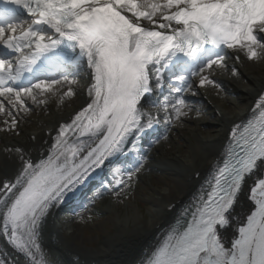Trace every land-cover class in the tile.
<instances>
[{
  "label": "snow or ice",
  "instance_id": "6c2138e0",
  "mask_svg": "<svg viewBox=\"0 0 264 264\" xmlns=\"http://www.w3.org/2000/svg\"><path fill=\"white\" fill-rule=\"evenodd\" d=\"M242 55L264 60V0H0V132L20 135L33 105L51 96L63 104L78 95L81 73L88 77L85 103L46 154L3 149L19 164L11 176L7 161L0 166V237L24 264H54L42 240L56 209L106 168H115L112 179H101L93 201L130 200L152 150L133 143L134 158L121 161L130 137L163 122L153 143L167 140L192 111L184 93L194 78L197 88H221L213 74L239 76L228 62ZM250 113L230 127L210 177L147 264H264V88ZM0 264L19 261L0 252Z\"/></svg>",
  "mask_w": 264,
  "mask_h": 264
},
{
  "label": "bare ground",
  "instance_id": "6f19581e",
  "mask_svg": "<svg viewBox=\"0 0 264 264\" xmlns=\"http://www.w3.org/2000/svg\"><path fill=\"white\" fill-rule=\"evenodd\" d=\"M228 63H234L240 75L233 76L230 70H218L213 75L222 83L221 88L210 85L197 88L194 78L195 95L184 93L195 101L192 111L183 124H174L171 131L167 132V141L172 143L168 149L163 141L154 146L157 155L153 156V162L146 164L138 176L142 181H150L147 173L160 172V176L152 183L153 188L146 195V214L134 206L124 216L115 214L112 232H104L101 238H85L82 231L74 227L67 237L61 234L58 216L63 208L72 207L73 212L84 211L97 203L99 198L94 201L92 198L95 190L100 187L101 179L106 184L115 171V168L111 171L106 168L101 177L92 180L82 189L78 197L65 202L49 217L42 242L54 264H147L163 233L189 207L210 177L213 164L222 156L228 142L230 127L233 123L250 118L252 101L264 88V60L250 61L242 55L239 62ZM87 79V73L82 72L77 86L78 95L66 98L63 104L58 103L57 96H51L46 106L33 105V111L19 125L20 135L0 132V166L8 162L9 176L15 172L19 162L15 156L9 158L3 149L24 147L31 150L34 158L40 152L46 154L52 142V134L56 133L60 124L70 122L75 112L85 103L87 94L84 84ZM232 96H237L236 102H233ZM165 131L161 122L146 135L154 132L155 137L163 136ZM146 135L140 139L130 137L128 151L120 160L130 162L135 152L133 143L137 145L147 138ZM180 138L186 142L185 145H178ZM141 147L144 149L146 146ZM2 178L3 174L0 173ZM251 182L249 180V184ZM246 205L247 201L242 197L241 207ZM112 207V202L106 204L108 213L113 211ZM91 242L95 245H91ZM0 252H7L9 261L18 260L19 264H24L25 258L16 253L3 237H0Z\"/></svg>",
  "mask_w": 264,
  "mask_h": 264
},
{
  "label": "rangeland",
  "instance_id": "374dc122",
  "mask_svg": "<svg viewBox=\"0 0 264 264\" xmlns=\"http://www.w3.org/2000/svg\"><path fill=\"white\" fill-rule=\"evenodd\" d=\"M244 82V80H243ZM193 89L188 92L193 93ZM233 102L237 101V96H232ZM202 105L201 103H199ZM162 137V135H161ZM161 141L165 142V147L168 149L172 143L167 140L161 139ZM178 145H185V141L181 138L177 141ZM158 152L152 150V152L148 153L149 160L146 164H150L153 162V156L157 155ZM142 171V170H141ZM151 178L150 181L140 180L139 178L136 180L133 191L131 192V199L125 200L123 204L119 203L114 196L105 194L102 198H99L98 202L91 205L86 210L81 211L79 216L85 217V220H80L76 218L75 214L67 213L62 211V213L58 216V221L61 224V234L66 236L69 232H71L72 228L82 231L85 238L92 239L96 236L100 237L104 232H112L113 230V219L114 215L118 214L119 216H124L130 211V207L134 206L145 215L146 214V195L153 188V181L160 176L159 171H155L152 173H147ZM101 200V201H100ZM112 202L113 203V211L108 213L106 208V204ZM91 217V219H88ZM91 245H95V243L91 242Z\"/></svg>",
  "mask_w": 264,
  "mask_h": 264
}]
</instances>
